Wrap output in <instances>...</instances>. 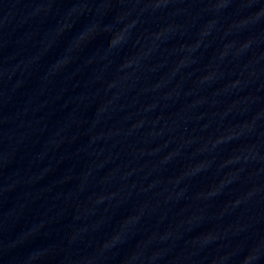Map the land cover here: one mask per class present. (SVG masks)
Returning <instances> with one entry per match:
<instances>
[{"label":"water","instance_id":"water-1","mask_svg":"<svg viewBox=\"0 0 264 264\" xmlns=\"http://www.w3.org/2000/svg\"><path fill=\"white\" fill-rule=\"evenodd\" d=\"M0 264H264V0H0Z\"/></svg>","mask_w":264,"mask_h":264}]
</instances>
